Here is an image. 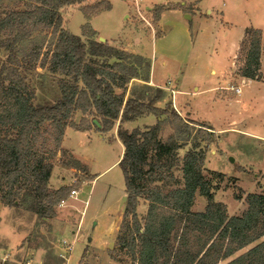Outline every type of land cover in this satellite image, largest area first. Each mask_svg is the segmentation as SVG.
Here are the masks:
<instances>
[{"label": "trees", "instance_id": "16d2710c", "mask_svg": "<svg viewBox=\"0 0 264 264\" xmlns=\"http://www.w3.org/2000/svg\"><path fill=\"white\" fill-rule=\"evenodd\" d=\"M24 1L23 9H11L0 17V33L9 35L1 44L8 56L0 63V204L47 219L54 216V206L74 189L48 188L53 159L65 151L60 147L65 128L86 131L91 123L105 132L118 122L126 196L123 218L130 223L123 222L116 244L130 257V264H218L251 244L224 264H264V193L246 194V209L228 215L226 205L214 200L211 182L202 173L205 154L217 140L214 128L198 124L193 133L192 125L178 116L170 102L156 106L164 96L161 88H154L153 94L143 92V98L125 99L128 83L142 78L141 67L146 70L142 79L148 80L149 61L100 41L87 22L81 35L68 31L63 11L83 0ZM107 8L108 0H100L78 9L88 20ZM155 9L157 20L160 7ZM37 30H49L54 40L44 50L34 44L26 51L24 39ZM261 42L260 29L245 28L236 55L240 76L260 77ZM18 53L24 54L23 59ZM37 64L59 76V97L52 103H35V89L20 71ZM75 113L81 114L79 123L73 120ZM149 114L158 118L152 125L123 126ZM165 115L178 125L176 137L168 142L158 136ZM189 140L193 144L179 160L176 151ZM176 166L181 182L172 171ZM196 192L207 201L202 211L191 209ZM140 198L147 205L143 219L137 215Z\"/></svg>", "mask_w": 264, "mask_h": 264}, {"label": "rangeland", "instance_id": "374dc122", "mask_svg": "<svg viewBox=\"0 0 264 264\" xmlns=\"http://www.w3.org/2000/svg\"><path fill=\"white\" fill-rule=\"evenodd\" d=\"M97 1L100 0H83L80 4L64 9V27L73 34L81 35L82 26L87 22L93 30L98 31L99 36L106 40L122 36L126 31V34H130L128 38L140 42L139 37H135V33L132 32L135 30L140 35L148 32L151 29L150 26L155 24V8L160 7V24L166 28L165 39L158 40L155 46V41H152L149 36L138 45L146 54H151L154 50L157 66L162 60H167L170 66H174L177 63L171 62L170 57L181 58L179 67L182 72L197 79L195 84L198 90L192 88V79H190L188 87H183V90L189 91L188 95L184 93L178 95L183 99L187 98L189 104L181 102L179 104L177 97L176 107H174L170 101L171 108L178 116L192 125L193 133L197 132L198 124H211L220 129L228 126L230 130H233L227 133L215 131L217 140L209 146L205 154L202 173L211 182L214 200L226 205L228 215L240 214L247 206L246 194L264 193V171L261 169L263 165L252 163L255 160L252 151L258 146H253L254 143L249 141L250 136L246 134H241L237 138L228 134L245 129L242 123L232 121L239 118L242 110L245 111L243 105H239L238 95L222 88L225 86V81L233 85L240 83L238 68L241 62L235 57L234 66L224 74L225 81L219 83L221 87L216 90L210 89L215 77L209 73V70L211 67H216L213 65V45L211 41L202 44L196 39L200 38L202 30L213 31L216 34L221 19L237 25L250 21L254 26L264 27V0H184L187 3V5L184 4L186 7L181 4L182 0H136L145 20L136 12L134 0H108L109 8L92 14L87 20L85 14L78 9L79 5H90ZM24 7V0H0V17L11 9ZM192 9L194 13H190V18H187L185 13L191 12ZM208 11L210 13H207ZM201 13H205L206 16L200 15ZM126 14L129 15L127 18L124 17ZM204 18L206 21H203ZM179 22L185 24L186 33L180 30ZM8 37L7 33H0V63L8 56V50L1 45ZM121 38L114 41L115 46L124 48L125 41ZM53 40L49 30H37L32 33V37L24 39L23 47L27 51L34 44H39L44 50ZM23 57V53H18L19 59ZM140 70V77L143 78L146 70L144 67ZM20 71L35 89V103L49 104L59 97L57 74L50 73L46 67L38 64L35 69H27L23 66ZM176 77L178 78L179 75ZM255 80L264 83V75L261 73ZM263 87L264 84H260L257 88L259 97L263 96ZM178 88L182 89L181 86ZM241 91L244 92L246 89L242 87ZM137 92L138 90H135V95H138ZM150 94H153V90ZM254 109L256 111L249 119L256 128V132L264 134V99ZM249 113H251L250 109H248ZM168 116H163L164 121L158 135L163 142H168L171 137L175 138L178 127L177 123L170 122V115ZM80 118L81 114L75 113L73 120L79 123ZM157 119L149 114L137 121H126L123 126L127 129L143 128L148 126L144 124L155 123ZM117 124L118 122L112 129L105 132H98L91 123L90 129L86 131L76 130L70 126L65 128L61 144L70 150L63 149L60 145L65 151L58 152L53 159L52 179L48 181V188L53 190L57 186H66L76 189L79 194L76 197L67 196L62 206L55 205L54 216L47 219L24 208L0 205V264H26L29 259H32V264H36L39 262L37 256L39 252L36 251V247L41 246H51L48 259L44 261V264L45 262L50 264H130V257L121 252L116 244L123 222L130 223L129 218H123L126 196L124 178L119 166L122 145L116 136ZM192 144L190 140L182 143V148L176 151L179 160H182L186 150ZM259 148L262 152L260 157L264 159V145ZM72 152L77 154L81 161ZM230 157L234 159L233 162L230 161ZM172 171L176 180L181 182L179 166L173 167ZM60 184L63 185L60 186ZM206 202V199L196 192L191 209L202 211ZM146 208V202L140 198L137 205L139 218L143 219ZM81 212L82 219L79 227L80 218L79 220L76 218L81 215ZM62 240L72 244V250L68 252L66 261L57 257ZM170 246L172 249L175 248L173 239ZM251 246L252 244L242 248L218 264H224L231 258L244 253Z\"/></svg>", "mask_w": 264, "mask_h": 264}, {"label": "crops", "instance_id": "0c3cea01", "mask_svg": "<svg viewBox=\"0 0 264 264\" xmlns=\"http://www.w3.org/2000/svg\"><path fill=\"white\" fill-rule=\"evenodd\" d=\"M186 2L184 0H182L181 4L184 5ZM187 5V3H186ZM186 5H184L186 7ZM72 7V6H71ZM184 7V8H185ZM76 8V7H73ZM68 9V8H67ZM152 9H154V7H152ZM194 9H192V11L190 12H186L185 15L187 18H190V13H194L193 12ZM207 13H210V11H208ZM188 14V15H187ZM200 15L202 16H206L205 13H201ZM129 15L126 14L124 17L127 18ZM203 21H206V19L204 18ZM133 22V21H132ZM154 26H150V30H148V32H146L145 34H137L136 31L134 30L135 33V37H139L140 42L137 41H132L130 38H128V34H126V31L123 32L122 36H117L114 38H110L107 39L108 41L112 42L115 46L116 41L119 37H122L121 40H124L125 42L123 43V47L124 48H120L123 49L129 53L135 54V55H139L142 56L144 58H146L149 61V74H148V80H143L142 78H133L127 85L126 87V91H125V99L131 96H136V97H141L143 98L142 94L143 92H146L147 94H149L154 88H161L164 92V96L161 100L156 102V106L158 107H163L164 104L168 102L172 101V104L174 107L176 102H177V97L178 95L184 93L186 95H188L189 91H185L183 90V87H188L190 79H192V88L194 90H198V86H196V82L197 79H193L190 75H185L184 71L182 72V69H180L179 67V62L182 61L181 58H178L177 56H174L175 59H172L173 56L170 57V61L173 63H177V65L174 66H170L171 64L169 62H167V60H162L160 61V63L157 66V58L155 56V52L154 50L152 51L151 54H146L143 53L142 50H140V47L138 44H141V41L144 39H148L149 36H151L152 41H155V46L156 43L163 39H165V33H166V28L163 27L160 23V17L155 20L154 22ZM180 30H182L184 33L187 32V28L185 26V24L183 23H178ZM252 26L254 28H258L262 31V42H261V54H260V72L262 73V75H264V27H260V26H254L250 21H246L241 25H237L233 22H228V21H224L223 19H221L220 25L218 26V30L217 33L215 34L213 31H201V36L199 39H196L197 41H201L200 43L204 44V43H210L209 41H211V45H213V65H216L215 68L211 67L209 70V73L213 75V77H215L214 80V84L212 87H210V89H217L219 86V83L221 81L224 80L225 76V72L227 70H229L232 66H234V63L236 62L235 57L237 55V51L239 48V43L244 35V31L246 27ZM98 33V31H96ZM212 37H214V39H212ZM194 45V44H193ZM199 45V44H198ZM218 47V48H216ZM192 51V48H191ZM155 53V54H154ZM179 77L177 78L176 76ZM225 81V80H224ZM238 81L240 83H238V85L242 86L243 88L246 89V91L242 92L238 95V99L239 101V105H243V108L245 109V111H241V114L239 116L238 119H233L232 121H236L238 123H242V125H244L245 129L243 130H239L240 132H231L228 133L230 136H239L241 134H246L248 136H250V140L251 143L258 147H256L255 150L252 151L253 153V159L255 158V160L252 162L253 164L256 165H263V168H261L264 171V159L261 158L260 156H262V152L259 148V146L264 145V134H259L256 131V128L254 127V125H252L251 120L249 118L252 117V114L255 113V108H257L258 104L260 103V101H263L264 99V87L262 89V94L263 96H258L257 95V88H259L260 84H264V83H260L255 79H251V78H247V77H242L239 76ZM225 86L222 88L227 89L228 87V81H225ZM178 86H181L182 89L178 88ZM135 90H138L137 94L135 95ZM229 90V89H227ZM167 93H168V98H167ZM259 94V93H258ZM144 99H147L144 98ZM179 100V104L181 103H187V98L183 99L181 97H178ZM181 102V103H180ZM248 102V103H247ZM189 106V105H188ZM248 109H250L251 113L248 114ZM143 117V116H142ZM141 118V117H139ZM136 118L134 120L137 121ZM249 119V120H248ZM124 123V122H123ZM154 124V123H152ZM152 124H144V125H152ZM211 125V124H210ZM214 130L217 132H229V131H233L230 130V128H228V126L226 128L220 129L219 127H215L213 125H211ZM234 139V138H233ZM234 142V141H233ZM61 147L63 149H69L65 146H63V144H61ZM123 148V147H122ZM70 150V149H69ZM72 151V150H71ZM74 153V152H72ZM75 154V153H74ZM77 156V154H75ZM264 156V155H263ZM79 158V156H77ZM81 161V158H79ZM51 171V175H52ZM264 173V172H263ZM50 175V178L52 179ZM49 178V181H51V179ZM63 184H60V186ZM59 186L55 187V189H57ZM79 193L77 192V195ZM76 195V196H77ZM76 196H71V197H76ZM65 202V200H64ZM63 202V204H64ZM63 204H59L60 206H62ZM1 205V204H0ZM2 206V205H1ZM238 215V214H236ZM80 218V222H79V227L81 224V219H82V212L81 215L77 216V220H79ZM78 222V221H77ZM56 246V245H54ZM61 246V250L58 251L57 253V257L59 259H61L62 261H66L68 260V253H66L62 247V244L60 243ZM43 248V249H41ZM49 249H51L50 247H46V246H41V247H36V251L38 250V258H39V262H36V264H44V261L46 259H48V251ZM34 250V249H32ZM43 250V251H40ZM35 251V252H36ZM12 252V251H11ZM61 255L65 256V258H62ZM40 255V257H39ZM27 262H29V264H32V259L27 260ZM31 262V263H30ZM50 264L48 262H45V264Z\"/></svg>", "mask_w": 264, "mask_h": 264}, {"label": "built area", "instance_id": "2783aa9c", "mask_svg": "<svg viewBox=\"0 0 264 264\" xmlns=\"http://www.w3.org/2000/svg\"><path fill=\"white\" fill-rule=\"evenodd\" d=\"M134 2H135V4L138 3L136 0H134ZM136 12L138 13V15L140 17H142L145 20V18L142 16V13L140 12L138 4H136ZM241 88H242V86L233 85V84H229L228 87H227V89L233 91L236 94H240L241 93ZM76 195H77V190L76 189H72L70 191V196H76ZM63 202H64V200H62L59 204H63ZM61 244H62V247H63V249H64V251L66 253H68V252H70L72 250V244L71 243H67L65 240H62ZM60 256L62 258H65V256H63L61 254H60ZM26 264H29V262H27Z\"/></svg>", "mask_w": 264, "mask_h": 264}, {"label": "water", "instance_id": "95a60500", "mask_svg": "<svg viewBox=\"0 0 264 264\" xmlns=\"http://www.w3.org/2000/svg\"><path fill=\"white\" fill-rule=\"evenodd\" d=\"M187 15H188V14H187ZM99 40H100V41H105L106 39L100 36V37H99ZM94 123H97L96 120H94ZM230 161L233 162L234 159H233L232 157H230Z\"/></svg>", "mask_w": 264, "mask_h": 264}]
</instances>
